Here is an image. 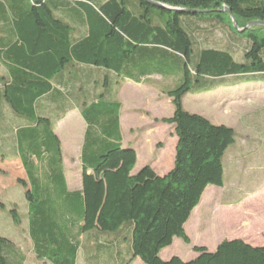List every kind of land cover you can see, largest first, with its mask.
I'll use <instances>...</instances> for the list:
<instances>
[{
  "label": "trees",
  "instance_id": "1",
  "mask_svg": "<svg viewBox=\"0 0 264 264\" xmlns=\"http://www.w3.org/2000/svg\"><path fill=\"white\" fill-rule=\"evenodd\" d=\"M201 17L241 36L247 44L241 61L232 46L202 48L195 37L206 24ZM0 60L8 65V76L0 77V119L6 106L27 123L16 141L28 175L20 181L28 214L12 206L9 215L16 225L28 223L38 261L77 264L83 236L93 232L98 239L118 234L99 246L116 248L115 258L120 242L129 240L126 264H264V246L242 240L223 241L214 252L194 247L196 256L186 261L161 256L176 239L191 245L185 225L206 190L224 186L223 159L236 142L233 129L190 114L184 99L264 83V0H0ZM81 68L135 82L181 78L165 93L175 111L162 123L173 126L178 138L169 174L160 177L150 166L133 173L137 153L123 148L121 105L106 99V91L78 107L88 125L83 189L68 190L60 140L52 121L38 114V102L55 86L71 89L81 82ZM231 77L238 82L229 85ZM16 255L14 242L0 233V264H16Z\"/></svg>",
  "mask_w": 264,
  "mask_h": 264
},
{
  "label": "crops",
  "instance_id": "2",
  "mask_svg": "<svg viewBox=\"0 0 264 264\" xmlns=\"http://www.w3.org/2000/svg\"><path fill=\"white\" fill-rule=\"evenodd\" d=\"M7 66L4 61L0 60V77L8 76ZM81 70V73H83L81 75L82 81L73 88L63 89L55 86L53 93L43 97L38 102V114L52 121L55 134L60 140L63 170L68 190L75 192L83 189L82 150L88 125L78 107L87 97L91 99V94L97 97L105 94L106 91H108L106 99L108 98L111 101L116 100L121 105L119 118L121 144L123 148L134 149L137 153V165L133 173H137L142 168L150 166L160 177L169 174L174 167L178 143L174 127L166 124L169 126V135L167 136L173 139L175 147L173 151L175 152L174 158L172 156H167L166 158L164 154L167 151V147L163 142H160L164 146H159L158 149L160 143L158 144L155 141L153 128L150 125L158 120L160 121L158 126H163L162 120L171 118L174 115L175 109H173L169 117L165 118L156 116L153 113V107H151L150 110H147V114L142 115L146 118V122L150 123L145 128L142 127V124L134 125L129 117L123 118L125 106L122 100V93L125 86L127 90H133L135 86L151 82L154 78L160 80L162 77H147L135 82L119 79L117 76L102 70H91L90 68H81ZM90 72L93 74V77L90 84L87 85L85 76L91 75ZM235 79L239 78H229V85L232 82L234 83V81L238 82ZM258 86L263 87L259 88ZM150 87L153 88L152 86ZM223 89L227 91L236 90L237 97L239 98L242 95L245 96V94L251 95L256 93L264 96V83L228 86ZM156 90L158 89H154V92ZM93 91L95 92L91 93ZM166 92L158 90L157 96L161 93L165 96L164 93ZM75 93L76 98L74 99L71 95ZM207 94L209 93L198 96H205ZM225 96V98H230L229 93H226ZM245 100L249 101L252 98H245ZM161 105L158 106V111L162 110ZM251 106L256 105L252 102ZM2 110V117L0 119V130L2 131L0 132V184L3 186V189L0 194L5 195V197L0 198V201L5 204L4 210H6L9 206L20 207L19 204L14 202V195L10 189L20 187V181H28V175L22 163L16 141V133L23 126H26L27 123L25 120L13 115L8 107L3 106ZM262 110H264V100L261 101V105L257 106V108L253 109L249 106L248 109L240 112L243 116L240 121H243L244 125L241 127L240 133L235 132L236 142L227 150L223 159L224 186L222 188L209 187L203 195L201 204L193 212L190 220L185 225V231L191 240V245H188L190 249L187 251L188 255L186 256L189 259L196 256L193 252L194 247L206 248L210 252H214L223 241L242 240L254 247L264 246V116L260 113ZM126 123L131 126L127 133L124 130V124ZM6 129L10 132L6 133ZM137 129L140 130L139 133L133 131ZM140 162L143 164L140 165ZM35 165H37L36 161ZM22 214L24 216L28 214L27 202L23 204ZM196 215L200 218L199 223L198 225H192ZM25 226L27 228V225ZM251 229L254 231L252 230V232ZM17 240L19 241L21 238ZM176 242L177 239L174 241V244ZM172 247L164 251L168 252V256L164 260L168 261L173 257H179L184 261L188 259L176 254L172 251ZM164 252L161 256H163ZM135 262L139 261L136 260ZM140 264H142L141 261Z\"/></svg>",
  "mask_w": 264,
  "mask_h": 264
},
{
  "label": "rangeland",
  "instance_id": "3",
  "mask_svg": "<svg viewBox=\"0 0 264 264\" xmlns=\"http://www.w3.org/2000/svg\"><path fill=\"white\" fill-rule=\"evenodd\" d=\"M131 2H136V0H131ZM159 12V11H157ZM165 18L167 16L164 15ZM204 24L202 26V31H198L195 34V37L198 43L202 46V48H215L225 50L229 46L233 47L235 58L239 61L242 60L243 52L246 50V42L241 38V36H237L234 31H226L225 29L221 28L220 26L209 24L210 20L207 17H201ZM188 20H184L183 24H187ZM186 26V25H185ZM229 27V26H227ZM228 29V28H227ZM237 41L234 46L232 45L231 41ZM232 41V42H233ZM233 42V43H234ZM152 79L151 82H146L145 84L135 86L133 90L125 89L122 93V100L124 103V111H123V118H130L134 125L142 124V127H146L147 124L150 123L146 122V118L142 115L147 114V110H150L153 107V113L156 116L161 117H169L173 111V104L169 97L164 93L157 96L158 90L160 92L173 90L176 88L182 81L176 78H169V79ZM212 83V82H210ZM214 84H217L214 82ZM152 86L154 89H158L154 92V89L151 88ZM259 88L263 86H258ZM150 88V89H148ZM195 88V87H194ZM193 88V91H194ZM196 89V88H195ZM229 93L230 98H225V94ZM236 90H224L220 88L219 90L209 93L207 95L198 96L188 94L184 99V108L190 114H195L202 116L208 119L212 124L216 125H224L230 128H233L236 133H240L241 127L244 125L243 121H240L243 116L240 112L245 111L250 107L257 108V106L261 105V101L264 100V96L259 93L251 94V95H242L241 98L237 97ZM225 96V97H224ZM165 97V98H164ZM252 98V100H245V98ZM252 102L254 105L251 106ZM162 104V105H161ZM162 106V110L158 111V106ZM264 116V110L260 112ZM243 114V113H242ZM259 115V113H257ZM149 115V113H148ZM160 121H155L150 127L153 128V137L155 141L163 142L167 147V151L165 152V156L167 158L172 156L174 158V144L173 139L169 135V126L164 124L163 126H158ZM148 125V126H149ZM131 128L130 124H124V130L127 133ZM136 133H139V129L133 130ZM134 132V133H135ZM172 132V131H171ZM173 135V133H171ZM163 143H160L159 146H164ZM174 161V159H172ZM143 163L140 162V165ZM3 189V186L0 184V193ZM11 193L14 195V202L19 204L20 207H16L19 212L23 213V204L26 203L25 196H24V189L20 186L17 188H11ZM5 195L0 194V198H4ZM1 200V199H0ZM11 207H7L6 210H0V233L5 238L13 241L16 245L17 253L16 255V264H42L38 261L32 253V244L31 241L26 233V222L23 221L22 224L16 225L10 218L9 212ZM199 215V214H198ZM196 215L192 225H198L199 223V216ZM210 219V218H208ZM208 222V221H207ZM196 228V227H195ZM253 229H251L252 231ZM254 231V230H253ZM252 231V232H253ZM247 234V233H246ZM94 233H87L83 236V240L81 242V247L79 250V256L77 260V264H126L127 261L130 259V242L129 240H124L120 242L119 246L117 247L119 250V257L115 258V251L116 248L112 247L109 249L108 247H99L108 245L109 242H114L118 238V234H105L101 236L99 239L93 236ZM248 235V234H247ZM252 235V234H251ZM249 235V236H251ZM21 238V240H17ZM188 245H186L182 240L177 239V242L173 245L172 251H174L182 258L186 257L187 251H189ZM102 255H99V253ZM103 253L105 255H103ZM168 252H164L162 259L167 258ZM139 262H134L133 264H140Z\"/></svg>",
  "mask_w": 264,
  "mask_h": 264
}]
</instances>
